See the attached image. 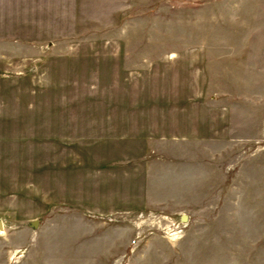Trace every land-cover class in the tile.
Listing matches in <instances>:
<instances>
[{
	"label": "rangeland",
	"instance_id": "rangeland-1",
	"mask_svg": "<svg viewBox=\"0 0 264 264\" xmlns=\"http://www.w3.org/2000/svg\"><path fill=\"white\" fill-rule=\"evenodd\" d=\"M46 106L163 206L100 171L96 203L11 209L43 190ZM0 156V264H264V0H0Z\"/></svg>",
	"mask_w": 264,
	"mask_h": 264
},
{
	"label": "crops",
	"instance_id": "crops-1",
	"mask_svg": "<svg viewBox=\"0 0 264 264\" xmlns=\"http://www.w3.org/2000/svg\"><path fill=\"white\" fill-rule=\"evenodd\" d=\"M37 93L28 92L26 95L21 96V99L25 100L29 97H36ZM22 111V113L27 112L32 114L31 116L33 117L38 114V110L32 107H28ZM82 113V109L76 107L46 106L42 109L41 121L43 123V131L45 132L43 138V151L41 152V157L37 156L35 160H31L43 161V168L41 172L43 190L39 191L35 188H24L21 191L17 190L16 194L11 195L17 196V199H15L14 202L13 200L10 202L13 204L11 209H18V204L20 203L28 205L29 203L39 204L44 210L47 206L50 208L51 204L63 205L71 203L74 205H82L84 203V199H86L84 196L92 198L90 200V204L94 202L96 203L98 201L96 200V196L99 192V185H101L99 183L100 171L106 172L107 177L113 180L111 183L109 181L110 179L107 178L108 182L115 188L114 190L112 189V192L109 191L107 193L110 196L109 203L116 201L117 203L122 204L123 207L125 206L124 208L127 206L129 209L133 208L135 210L143 209L140 204L141 201H146V204L148 202V206L150 208L163 206L165 202L164 200L163 202L155 201L154 199V181L151 185H149L150 191L149 187L146 188L147 193H144L140 189L137 171H134V164L137 162L136 160L139 159H131V155L126 157L123 156L122 159L116 158L115 160L110 158L101 161L98 159H91L90 165L84 166V163L88 164L86 157L84 158V154L87 151H98L100 142H86V136H84L82 127V119L80 118ZM19 114L21 113H18V115ZM33 117L30 120L34 122ZM16 119H18V117ZM92 137L93 136H91V138ZM95 138L98 139V136ZM107 138L110 139V137ZM111 139L107 140V149L108 147L111 148V143L114 142L113 139V142H111ZM123 140H125V138ZM101 145H104V143ZM29 153L30 152H27V155H30ZM139 155L140 153H138V156ZM144 156L145 155L141 156V160L143 161L145 159ZM30 158L32 157H29V160ZM131 160H135L136 162ZM1 161L2 158L0 156V162ZM116 163L121 164L122 167H124V170L126 169L124 173H126L127 170H132L130 174L123 175L124 180H122L123 182L121 183H114V181H118L117 179L119 177L114 174L115 172L111 173L115 169ZM149 171L150 168L147 166L144 171L146 178H149L147 175ZM153 172L151 178H154ZM39 174V172L34 173L32 178L37 177ZM1 180L2 178L0 176V184ZM146 194L149 199H144L143 195ZM129 196H134V198L131 199ZM40 203L43 204L41 205ZM3 207V195L0 191V211L3 210Z\"/></svg>",
	"mask_w": 264,
	"mask_h": 264
},
{
	"label": "water",
	"instance_id": "water-1",
	"mask_svg": "<svg viewBox=\"0 0 264 264\" xmlns=\"http://www.w3.org/2000/svg\"><path fill=\"white\" fill-rule=\"evenodd\" d=\"M184 219H185V217H184ZM0 229H2L1 223H0Z\"/></svg>",
	"mask_w": 264,
	"mask_h": 264
}]
</instances>
